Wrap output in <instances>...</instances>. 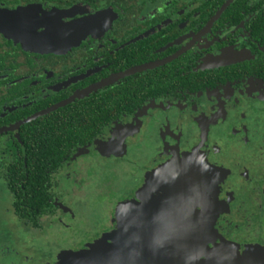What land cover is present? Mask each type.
<instances>
[{"label": "flooded vegetation", "instance_id": "flooded-vegetation-1", "mask_svg": "<svg viewBox=\"0 0 264 264\" xmlns=\"http://www.w3.org/2000/svg\"><path fill=\"white\" fill-rule=\"evenodd\" d=\"M0 7L22 11L0 33V264H82L178 157L182 220L264 247V0ZM155 182L139 224L167 223ZM87 195L106 202L92 221L70 205Z\"/></svg>", "mask_w": 264, "mask_h": 264}, {"label": "water", "instance_id": "water-1", "mask_svg": "<svg viewBox=\"0 0 264 264\" xmlns=\"http://www.w3.org/2000/svg\"><path fill=\"white\" fill-rule=\"evenodd\" d=\"M21 12L0 7V33H10L19 38L17 22ZM184 159L188 160L187 157ZM152 176V182L149 179L139 193L143 199L142 206L132 201L119 205L118 230L109 235L113 242L93 244L90 249L75 254L76 259L82 264H264L263 246H241L222 241L211 247L212 225L202 222L193 226L190 221L182 220L180 157L156 169ZM161 179L164 190L160 196L165 205L162 212L168 215L167 223L160 226L139 224L153 218L148 216L149 203L145 205V199L150 195L149 188L156 187L155 181Z\"/></svg>", "mask_w": 264, "mask_h": 264}, {"label": "rangeland", "instance_id": "rangeland-1", "mask_svg": "<svg viewBox=\"0 0 264 264\" xmlns=\"http://www.w3.org/2000/svg\"><path fill=\"white\" fill-rule=\"evenodd\" d=\"M124 186H127L128 184H131V181H125L122 182ZM2 185L0 184V187ZM98 197L95 195H87L84 196L83 199H76L75 201H72L70 204L74 210L77 212L78 216L82 220H88L92 221L96 219V216L101 215L100 212L105 213V199L98 200ZM80 200V201H77ZM10 198H8L4 193L0 194V219H3V221H6L8 218L4 217L3 215V208L5 206L9 207Z\"/></svg>", "mask_w": 264, "mask_h": 264}]
</instances>
